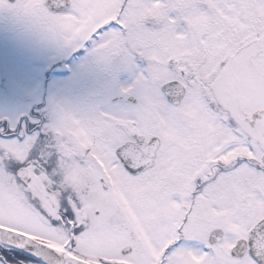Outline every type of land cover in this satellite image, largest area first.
I'll use <instances>...</instances> for the list:
<instances>
[{
  "label": "snow or ice",
  "instance_id": "obj_1",
  "mask_svg": "<svg viewBox=\"0 0 264 264\" xmlns=\"http://www.w3.org/2000/svg\"><path fill=\"white\" fill-rule=\"evenodd\" d=\"M0 10L111 77L103 108L0 116V264H264V0Z\"/></svg>",
  "mask_w": 264,
  "mask_h": 264
},
{
  "label": "rangeland",
  "instance_id": "obj_2",
  "mask_svg": "<svg viewBox=\"0 0 264 264\" xmlns=\"http://www.w3.org/2000/svg\"><path fill=\"white\" fill-rule=\"evenodd\" d=\"M3 12L0 10V116L12 118L44 110L51 100L77 108L105 107L111 77L102 63L88 55L91 44L77 60L70 58L72 51L62 50L38 25L10 14L3 18ZM117 79L125 83L131 74L121 72ZM113 98L121 97L112 96L109 103L121 100Z\"/></svg>",
  "mask_w": 264,
  "mask_h": 264
},
{
  "label": "flooded vegetation",
  "instance_id": "obj_3",
  "mask_svg": "<svg viewBox=\"0 0 264 264\" xmlns=\"http://www.w3.org/2000/svg\"><path fill=\"white\" fill-rule=\"evenodd\" d=\"M45 3L47 4V5H50V3H51V0H45ZM5 14H9V13H5V10H4V12H3V18H8L7 16H5ZM90 44H87L84 48H80V49H76V50H73L70 54H69V56H70V58H75L76 60H77V58L78 57H81L84 53H85V51H86V48L89 46ZM69 60V59H68ZM70 62V61H69ZM50 70V68H48V70H47V72ZM118 99H121V98H113V101H117Z\"/></svg>",
  "mask_w": 264,
  "mask_h": 264
},
{
  "label": "water",
  "instance_id": "obj_4",
  "mask_svg": "<svg viewBox=\"0 0 264 264\" xmlns=\"http://www.w3.org/2000/svg\"><path fill=\"white\" fill-rule=\"evenodd\" d=\"M50 5H51V3H50Z\"/></svg>",
  "mask_w": 264,
  "mask_h": 264
}]
</instances>
